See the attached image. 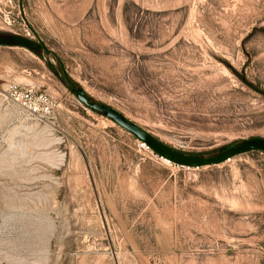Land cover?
<instances>
[{"label":"rangeland","instance_id":"374dc122","mask_svg":"<svg viewBox=\"0 0 264 264\" xmlns=\"http://www.w3.org/2000/svg\"><path fill=\"white\" fill-rule=\"evenodd\" d=\"M4 32L45 46L0 43V260L264 264V151L168 163L64 75L190 154L264 138V0H0Z\"/></svg>","mask_w":264,"mask_h":264},{"label":"water","instance_id":"95a60500","mask_svg":"<svg viewBox=\"0 0 264 264\" xmlns=\"http://www.w3.org/2000/svg\"><path fill=\"white\" fill-rule=\"evenodd\" d=\"M1 44H20L31 47L37 51L41 50L45 45L43 42L36 41L28 36L17 33H0ZM64 75L72 83L73 89L77 97L90 106L92 109L102 112L103 114L111 117L113 120L133 132L137 138L144 141L150 148L157 154L168 159L169 161L187 167H200L211 164H218L234 157L238 154L246 153L253 150L264 151V138H252L243 141L237 145L223 148L218 154L204 156L201 154H190L183 150L172 147L165 142L161 141L155 134L150 132L144 126L131 119L129 116L111 106L107 103H101L93 99L87 94L85 88L77 86L69 77L67 72Z\"/></svg>","mask_w":264,"mask_h":264},{"label":"built area","instance_id":"2783aa9c","mask_svg":"<svg viewBox=\"0 0 264 264\" xmlns=\"http://www.w3.org/2000/svg\"><path fill=\"white\" fill-rule=\"evenodd\" d=\"M11 87H12L11 94L9 93V95H10V99L13 101V106L17 112H20L19 111L20 108L19 105H21L20 98L28 94H33V95L35 94L36 96H38L40 100H44V102L46 103V109L50 108V104L47 100L48 98L44 96L45 95L44 93L41 92L38 94V92L35 91L33 88L20 87L19 84H14ZM26 106L28 107L29 111L32 113L38 112L41 107L39 103H34V105H29L26 103Z\"/></svg>","mask_w":264,"mask_h":264},{"label":"bare ground","instance_id":"6f19581e","mask_svg":"<svg viewBox=\"0 0 264 264\" xmlns=\"http://www.w3.org/2000/svg\"><path fill=\"white\" fill-rule=\"evenodd\" d=\"M60 157H62V155L60 156ZM63 159V158H62ZM162 159L164 160V161H166V162H168V163H171V161H169L168 159H166V158H164V157H162ZM61 160V159H60ZM3 187V186H2ZM0 193H1V188H0ZM1 195H2V193H1ZM2 197V196H1ZM0 216H1V214H0ZM3 258V257H2ZM2 258H0V259H2ZM14 260V259H13ZM12 259H6V257H5V259H3V260H0V264H20V262H15V261H13Z\"/></svg>","mask_w":264,"mask_h":264},{"label":"trees","instance_id":"16d2710c","mask_svg":"<svg viewBox=\"0 0 264 264\" xmlns=\"http://www.w3.org/2000/svg\"><path fill=\"white\" fill-rule=\"evenodd\" d=\"M102 113V112H101Z\"/></svg>","mask_w":264,"mask_h":264}]
</instances>
